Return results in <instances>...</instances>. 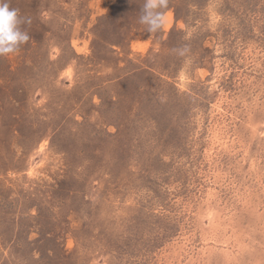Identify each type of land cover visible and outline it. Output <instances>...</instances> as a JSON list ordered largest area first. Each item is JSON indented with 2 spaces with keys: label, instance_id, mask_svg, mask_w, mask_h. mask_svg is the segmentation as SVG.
Listing matches in <instances>:
<instances>
[{
  "label": "rangeland",
  "instance_id": "obj_1",
  "mask_svg": "<svg viewBox=\"0 0 264 264\" xmlns=\"http://www.w3.org/2000/svg\"><path fill=\"white\" fill-rule=\"evenodd\" d=\"M143 3L10 0L0 264H264V0Z\"/></svg>",
  "mask_w": 264,
  "mask_h": 264
},
{
  "label": "clouds",
  "instance_id": "obj_2",
  "mask_svg": "<svg viewBox=\"0 0 264 264\" xmlns=\"http://www.w3.org/2000/svg\"><path fill=\"white\" fill-rule=\"evenodd\" d=\"M169 3L170 0H144L139 23L145 26L148 33H157L166 28ZM25 23L30 24L31 21L23 18L19 9L11 7L10 0H0V57L15 54L28 43L30 36L22 28ZM172 51L182 58H188L191 54L187 44Z\"/></svg>",
  "mask_w": 264,
  "mask_h": 264
}]
</instances>
